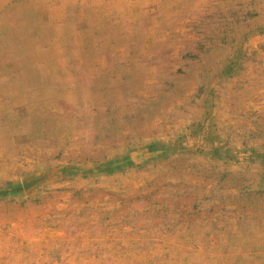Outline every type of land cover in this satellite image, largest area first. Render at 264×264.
Here are the masks:
<instances>
[{
  "label": "rangeland",
  "instance_id": "1",
  "mask_svg": "<svg viewBox=\"0 0 264 264\" xmlns=\"http://www.w3.org/2000/svg\"><path fill=\"white\" fill-rule=\"evenodd\" d=\"M0 264H264V0H0Z\"/></svg>",
  "mask_w": 264,
  "mask_h": 264
}]
</instances>
